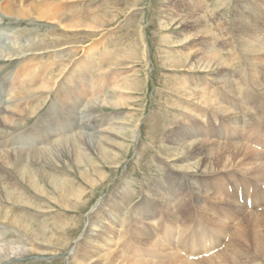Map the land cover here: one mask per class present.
<instances>
[{"label": "rangeland", "instance_id": "rangeland-1", "mask_svg": "<svg viewBox=\"0 0 264 264\" xmlns=\"http://www.w3.org/2000/svg\"><path fill=\"white\" fill-rule=\"evenodd\" d=\"M252 1L0 0V91L10 83L15 87L10 97L18 103L10 108L12 113L0 119V133L4 132L0 144L18 139L20 134L12 136L20 127L21 134L37 138L32 145H11L13 158L8 153L7 163L0 161V178L10 182V186L0 185V210H7L11 219L20 218L25 226V230L16 224L0 226L9 245L2 244L21 246L16 252L24 250L17 254L11 248L0 249V264H157L169 262L168 258L175 261L176 256L179 264H203L206 259L219 262L232 241L236 247L233 261L224 264H264V254L258 256L251 246L240 250L230 235L247 225L250 215L264 221V199L257 200L258 191L264 193L262 179L247 177L242 164H233L229 169H235L233 175L241 185L234 184L237 188L232 193L231 185L225 184V199L232 203L222 204L209 197L214 185L224 188V177L209 180L210 176L200 171L188 173L186 167L198 165L197 161L187 163L185 151L179 148L166 156L171 154L168 150L173 140L181 139L180 133L196 132L206 121L196 111H187L188 106L196 105L188 98L202 92L193 83L183 84L187 78L210 77L203 66H213L216 60L211 57L208 64L203 53L206 48L214 50L222 69L230 72L235 94L246 89L256 93L247 81L264 71V52L242 47L251 35H242L234 25V19L239 18L249 23L252 14L253 23L258 24V10L264 32V3L259 0L261 5L254 9ZM8 2L17 11L41 9L44 18L31 13L21 19L8 16L2 10ZM33 42H38L39 48L28 50L25 45ZM23 67L30 71L28 76H17ZM219 70L214 69L213 76ZM22 89L29 94L28 101L17 93ZM37 93H42L39 102ZM37 103L40 109L36 110ZM81 113L92 116L93 124L102 129L105 138L98 145L102 151L89 144L91 139L78 135L81 130L90 131L83 127ZM249 113L245 107L246 120L253 116ZM208 120L211 125L216 122L214 116ZM263 129L236 130L227 141L247 136L254 138V148H264L256 142ZM228 130L230 126L221 129ZM39 148L38 156L31 153ZM104 148L107 154H102ZM26 155H31L29 161ZM24 170L30 172L29 177ZM187 179L201 183L199 190L190 193ZM13 188L25 195L21 194L23 202L15 195L21 205L5 201V193ZM229 206L233 211L228 215L229 234L215 233L217 242L207 253L202 247L206 232L222 228L206 215L216 212L224 218ZM258 225L264 241V222ZM194 226L197 230L192 235ZM136 231L147 239L143 244L135 241ZM27 237L32 242H27ZM162 237L168 249L165 253L164 248L151 244Z\"/></svg>", "mask_w": 264, "mask_h": 264}, {"label": "bare ground", "instance_id": "bare-ground-1", "mask_svg": "<svg viewBox=\"0 0 264 264\" xmlns=\"http://www.w3.org/2000/svg\"><path fill=\"white\" fill-rule=\"evenodd\" d=\"M261 1H263V3H264V0H261ZM256 4L257 5H261L259 3V0H253L252 1V6H253L254 9L257 8L256 7L257 6ZM12 6L13 5H11L8 2V3L5 4V6L2 8V10L5 11V14H7L8 16H14V17L20 18V19L21 18H24V17H27L28 13H31L33 15L35 14L38 19L44 18V15H45L44 14V11L41 10V9L36 10L37 9L36 8L32 12H26V11H23V10H21V11L14 10ZM256 14L258 15V18H259L258 24H254L253 23V19H254L255 16H254V14H252L250 16V22L249 23H247L245 21V19H240L239 18L238 21L236 19H234L235 22H236L234 25L236 26L235 27L236 29L242 31L241 32L242 35H245V36L246 35H249V37L251 35V38H249L248 40H246L245 41L246 43H244L242 45V47H244V48H251L250 51L253 52V53H261V52H264V32H263L262 27H261V23L263 22V19H262V16L259 15L260 14V11L257 10L256 11ZM20 19H18V20H20ZM187 21L189 22L190 20H187ZM256 22H257V20H255V23ZM195 29H196V27H195ZM197 32H198V30H197ZM242 39H244V38H242ZM243 42H244V40H243ZM25 47L28 50H31V51L32 50H37L39 48V43L38 42H35V43L33 42L31 45L29 43V44L25 45ZM5 48L7 49L9 47H5ZM17 49L20 50L21 47L20 48H17ZM6 52H3V53H6ZM203 53L208 58V64H210L211 57H213L216 60V62H214V65L213 66H211V65H207L206 66V64H205V66H203L204 68H207L206 71L208 72L207 74L210 77H207V79H205V80L187 78V79L184 80L183 84H187L188 85L190 83H193L202 92L201 95L198 94V93H195L196 96L194 98H188V100L193 101L196 105L195 106H188L187 111H190V110L196 111V114H198L200 116H204L206 118V121H205V123L204 122L202 123V125L199 127V129L196 132H190V134L189 133H186V132L180 133V135H179L178 138H180V136H181V139L180 140L179 139L173 140V144L171 146L172 148H170L168 150V152H170L171 154L170 155L168 154L166 156H168L167 158H169V156H171L173 154L172 151H171V149H177L178 150V148H179L182 151H185V153L187 155V157H186L185 160L187 161V163L189 161H191V160L193 162L197 161V164L198 165H196V163H195L194 166H192V167H190V166H187L186 167V171H188V173H195V172L200 171L201 173L207 174L208 176H210L209 180L211 179V177L212 178L224 177L226 179V181H225L226 183L223 182L224 188H223V186L214 185L212 187V189H213L212 196H210L209 199L216 200V201H218V202H220L222 204L223 203H227V202L232 203V201L225 199L227 197V195H228V191L225 190L226 189L225 188V184H226V186H227L228 183L231 185V192L232 193H233V189L237 188L234 184L241 185V182H240L238 176L235 177L233 175V171L232 170H235V169H232V170L229 169V168L233 167V164L234 165H236V164H240L241 165L242 164V166L245 167V170L244 171L246 172V176L247 177L249 175V176H252L254 178L262 179L261 182L264 183V151H263L264 148L263 147L262 148H259V149L254 148L252 146L253 143H255L254 140H253L254 138L249 139L247 136H245L244 140H240V139L236 140L233 137V141H227L230 133L234 134L236 130L244 129V132L245 133H248L250 131L257 130L260 127H264V117H263L264 116V103L262 102V101H264V71L263 70L262 71L259 70L258 73H260V74L258 76L254 75L250 80L247 81V84L250 86L251 91L252 90L253 91H256V93L248 92L247 89H246V90L242 91V93L235 94L234 93V86H233L232 82L229 80L230 79L229 78L230 72L229 71H224L222 69L223 68V63L220 60L221 58L219 59V57H218L219 55H217V53H215L214 50L209 49V48H206L203 51ZM7 54H8V52H7ZM11 54H13V53H11ZM201 54H202V52H201ZM201 54H199V55H201ZM206 54H208V55H206ZM8 56L11 57L12 55H8ZM19 62H21V61H19ZM211 67H213V68H211ZM219 67H220V70L217 72L216 75L213 76V74H215L214 69H217L218 70ZM20 70H19V73L18 74H17V72H15L17 74V76L27 77L28 74H29L28 72H30L29 70L25 71V68L22 69V71H20ZM4 73H6V72H4ZM258 73H256V74H258ZM207 74H205V75H207ZM36 75H38V74H36ZM10 79H11V77H10ZM6 80H7V78H6ZM12 80H13V83H16V81H17V80L16 81L14 80V77H12ZM31 80H32V78H31ZM18 84H20V83H18ZM213 84L216 85V86H218V87H220L224 91H221V90L217 89ZM10 85H11L10 83L7 84V86L4 85L5 86L4 87V91L3 92L0 91V119L4 118L5 114L12 113L10 108H12L16 104H18V103H16V99L13 100L10 97L11 95L14 96L13 90L15 89V87H11ZM22 85H24V84H22ZM43 87H45V86H43ZM187 87H189V86H187ZM23 89L21 91L17 92V93L18 94H21L23 96L22 98H26L25 100L28 101L29 100V94H27L26 93V90H23ZM186 91H189V90H186ZM17 93H15V94L17 95ZM36 95H37L36 98L38 99V102H39V100H41V98H42V96H41L42 93H37ZM210 99H212L214 101H209ZM197 104H204V105L202 106V105H197ZM241 105H243V106H241ZM37 106H38V103H37V105L34 106L36 108V110H37V108L40 109V107H37ZM245 107H248V109L250 110V113H253V116L250 119H248V120H246V118H245L246 115L243 114V110L245 109ZM184 112H186V111H184ZM250 113H249V115H251ZM88 116L89 115H85V114H82L81 113V115L79 116V119L81 118L80 120H82L83 127L84 128H88V130H90V131L84 132V131L81 130V131L78 132V135L80 136L81 139H91L92 142H90L89 144H91L93 147H94L95 144H96L95 146H98L100 143H103L104 138H105V135L102 136L101 135V133H103L102 129L101 128L100 129L97 128V127H99V124H97L95 122L93 124L94 119L91 120L93 117L92 116L88 117ZM212 116H214L216 118V122H215L214 125H211L210 124V121L208 120V118H210ZM181 119H184V117H181ZM191 119H193V118L191 117ZM34 122H36V121H34ZM216 123L218 124V126H216ZM228 126H230V128H231V130H228V133H226L224 131H221V129L226 128ZM14 127H16V129H17V125H15ZM21 130H22V128L20 127V130L15 131V134H13L12 138L14 137V135L17 136V135L20 134L19 137H17L18 139H15L13 141V143L10 142L8 144L7 143L6 144H2V145L0 144V148H2V149H0V161L1 162H6L5 161L6 158H9L8 157V153H10V146L11 145H13L15 143H21L22 145H29V144L32 145L34 143V140L37 139L32 134H26V133H22L21 134ZM39 131H40V129H39ZM23 132H25V131H23ZM3 133L4 132H1L0 134L3 135ZM232 134H231V136H232ZM261 135H262V137H260V139L258 141H256V142L258 144H260L261 146H264V129H263V133ZM3 137H4V135H3ZM3 137L1 136V138H3ZM237 137H239V136H237ZM223 142L225 144H223ZM58 146H59V144H58ZM76 146H77V144H76ZM43 147H46V146H43ZM24 148H25V146L23 147V149ZM164 148L165 147H163V149ZM99 149H100V147H99ZM100 150L102 151V149H100ZM105 150H106V148H104V152H102V154H105V153L107 154V152ZM23 151H26V150H23ZM39 151L41 152V149L40 148L39 149H33V150L31 149V153H34V155L37 154L36 156H38L40 154ZM97 151H99V150H97ZM20 154H22V153H20ZM25 154H26V152H25ZM77 155H79V154H77ZM10 156H11V153H10ZM81 156H82V154H81ZM81 156H80V159H83ZM29 157L27 159L28 161H29ZM12 158L10 160H13ZM171 158H172V160L173 159H177V158H173V157H171ZM22 159H24V158L22 157ZM234 160L236 162H233ZM9 162H11V161H9ZM20 162H21V160H20ZM36 162H37V160H36ZM84 163H87V162H84ZM9 164H11V163H9ZM2 166H4V165H2ZM7 166H9V165H7ZM42 166H43V164H42ZM20 167H21V165H20ZM22 167H24V166H22ZM35 167H36V163H35ZM235 168H236V166H235ZM222 171L224 172V175H222L220 173ZM29 173L30 172H28V171H25L24 172V174L26 176H28V177H29ZM3 174H4V172H3ZM41 174L43 175V173H41ZM255 175H257L258 177L255 176ZM232 178H233V182H232ZM24 179H23V181H25ZM30 179H31V176H30L29 180ZM49 179H50V177H49ZM38 180H40V179H38ZM199 180L201 181V183H204L205 182V179H203V178L202 179L200 178ZM21 181H22V179H21ZM194 181L195 180L187 179L188 191L190 193H194L197 190H199V186H200L201 183H195ZM49 182H54V185H55V181H52L50 179ZM2 184L3 185L5 184L7 186H10V182H8V183L6 181L3 182L2 179L0 178V185H2ZM19 189H20V187H19ZM7 190H6V192H7ZM15 191H16L15 188H13L12 191H9V193L8 192L5 193L6 194V197H5L6 200L4 198L3 199L5 201H7V202H10L11 201V203L13 202V203H16L17 205H21L22 202H23L21 198L23 197L22 195H24V194H22L20 191H19L20 193L19 192L16 193ZM13 192H15V194H13ZM258 192H259L258 195L257 194L256 195L258 196L259 199H257V200H262L263 201V199H264V193H262L261 191H258ZM0 193H2V192L0 191ZM12 194H13V196H12ZM15 195H17L18 199H21L22 202L20 200L18 201V199H17V197H15ZM0 201H2V200H0ZM25 203H27V202H24V204ZM0 205H2V204H0ZM240 207L241 206L239 205L237 209L241 210L242 208H240ZM231 212H233V211L231 210V207L229 206V208L227 210V216L224 217V218H223L222 215H218L216 212H213L212 214H207L206 215L208 219H210L212 221H216V223H218V225L221 226V228H222L221 230L220 229H213V231L209 232V234H208V232H206L207 241H206V238H205L204 239V243L202 242V247L205 249V251L207 253L213 251L212 250L213 245L217 242L216 241V238L217 237L214 238V234L215 233L218 234V236L219 235H224V237H225L227 235V233L229 231V227L231 226V225H229V222H228V220L230 219L228 217V215L229 214H233ZM258 216H259V214H258ZM19 219L18 218L17 219H14V218L11 219L10 213L7 210L6 211L3 210V209L0 210V226H3V225H8L9 226V225L16 224V225L22 227L25 230V226L22 224L23 221H21V219L20 220ZM251 219H255V223ZM256 219H258V218H255L254 216L251 217V215H250V218L248 220V224L245 225V226H239V227H237L235 229V231L232 234H230V235L232 237V240H233V237H234V239H236V244L240 247V250H241L242 246H244V247L251 246L252 248L255 247L257 249L255 251L258 253L257 255L259 256L261 254H264V241H262V237L261 238L259 237V234H260L259 233L260 232L259 229L260 228H259V225L258 224L259 223H263L264 221L261 222V219L262 218L260 220H256ZM183 223L185 224L184 221H183ZM194 225H196V224H194ZM194 227L195 228H194V230L192 232V235H194V232L197 230L196 229L197 226H194ZM257 228H259V229H257ZM3 229H6V228H3ZM204 229H202L200 231V233H202V235L204 233ZM180 234L182 235L183 233H180ZM174 236H175V234H174ZM166 237H168V236H166ZM134 239H135V241L137 239V242L138 243H142L144 240H147L146 238H143L142 236H140L137 233V231L134 232ZM157 239L158 238L154 239L152 243H151V241L149 243H151L152 245H155L157 247L164 248L165 250L163 252L165 253V251L168 250L166 248V246H165L166 244L164 243L165 239L163 237L161 239H158L160 242ZM25 240L27 242H32L31 237L30 238L27 237V238H25ZM105 240H106L107 243L111 242V239L108 240V238L107 239L105 238ZM19 241H20V239H19ZM2 242H5L4 244H8L6 242V240L4 239V234L1 233V231H0V249H2V251H5L6 250L5 248H11L17 254H21V253L24 252V250H18V252H16L17 251L16 250V247L19 249L21 246L11 247V246H8L9 244L8 245L2 244ZM33 242L35 243L34 240H33ZM180 242H182V241H178V244ZM232 242L229 245H226V248H225L226 251L222 253L223 258L219 262L213 261V259H206V260H204L203 264H224L228 260L233 261V251L236 250L235 249L236 247H233V243ZM35 244L37 245L38 243H35ZM219 244H221V243H219ZM36 247H38V246H36ZM36 247H34V248L37 249ZM237 250H239V248ZM227 251H228L229 254L226 253ZM236 253H238V252H236ZM173 254H174V252L173 253H170V255H173ZM207 257H209V256L207 255ZM212 257H214V256H212ZM88 259H85V260H88ZM158 259H160V258H158ZM169 259H170L169 262H173V263H169V262L162 263L160 261H156V262H157V264H179V263H181L180 258L178 256H176V257L173 258L175 261H173L171 258H168V260Z\"/></svg>", "mask_w": 264, "mask_h": 264}]
</instances>
